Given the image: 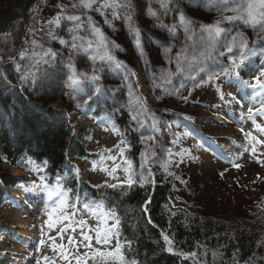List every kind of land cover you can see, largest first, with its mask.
<instances>
[{"label":"rangeland","instance_id":"1","mask_svg":"<svg viewBox=\"0 0 264 264\" xmlns=\"http://www.w3.org/2000/svg\"><path fill=\"white\" fill-rule=\"evenodd\" d=\"M46 3L43 11L32 10L28 23L18 20L23 46L15 55L14 69L27 102L42 108L43 102L50 103L53 110H60L71 134L86 130L83 142L90 158L68 163L76 165V176L93 186L129 180L146 183L155 169L173 179L180 205L191 211L249 221L264 209V87L256 85L257 77L264 81L260 75L264 72L261 0ZM249 3L254 6L251 17L244 10ZM69 16L80 19L69 20ZM226 16L237 18L228 21ZM56 18L58 25L49 23ZM217 22L225 32L209 49L201 40L207 35L202 26ZM97 29L107 44V56ZM0 40L12 42L14 51L12 32L0 34ZM89 41L94 45L91 48ZM229 44L231 52L226 50ZM49 49L56 53L54 58L45 55ZM93 56L98 58L93 60ZM13 57L5 58L0 52V66ZM178 62L185 69L191 63L205 71L180 72ZM237 66L238 74L234 72ZM73 72L84 75L77 87L69 89ZM62 99L72 109L65 108ZM97 109L99 118L93 115ZM121 112L128 117L126 132L136 133L142 143L137 168L121 153L124 131L114 126ZM238 130L240 135H236ZM30 164L27 172L4 167L29 184L11 191V200L0 208L6 226L0 237V264H17L14 256L21 244L33 246L35 253L28 254L32 264H77V257L87 261L94 250L114 251L116 236L107 245L96 243V230L103 234L115 224L100 209L66 202L62 210L48 215L63 193L46 188V178L36 173L44 167ZM23 191L29 193L38 212L25 209L15 196ZM65 215L69 219H62ZM31 217L36 219L33 224ZM20 218L26 225L22 226ZM23 229L35 241L25 242L27 238L19 235ZM82 232L91 242L82 239ZM69 237L74 243H69Z\"/></svg>","mask_w":264,"mask_h":264},{"label":"trees","instance_id":"2","mask_svg":"<svg viewBox=\"0 0 264 264\" xmlns=\"http://www.w3.org/2000/svg\"><path fill=\"white\" fill-rule=\"evenodd\" d=\"M0 6V34L12 32L15 41L12 52V42L0 40V52L5 58L14 56L0 66V206L10 199V188L28 182L4 170L5 165L30 171L33 162L46 166L36 172L37 176L46 178L49 187L60 186L69 201L99 206L114 223L119 220L117 240L124 264H264V209L249 221L191 211L180 205L172 178L155 169L151 181L116 187H95L77 178L75 167L69 166L67 160L90 158L85 146L72 137L60 110H53L45 102L43 110H39L26 101L14 70L18 59L15 55L23 46L22 24L18 20H28L27 10H40L41 3L0 0ZM61 102L72 109L64 99ZM116 125L120 130L127 128L123 112ZM124 140L126 158L137 168L141 140L133 132L125 133ZM1 220L0 215V235L4 229ZM164 235L170 243L163 239ZM87 264L95 262L89 257Z\"/></svg>","mask_w":264,"mask_h":264},{"label":"snow or ice","instance_id":"3","mask_svg":"<svg viewBox=\"0 0 264 264\" xmlns=\"http://www.w3.org/2000/svg\"><path fill=\"white\" fill-rule=\"evenodd\" d=\"M261 3H264V0H261ZM86 6H90V4H86ZM253 4L249 3L247 5V8L244 9L245 11L248 12L249 16L251 17L253 15ZM69 20H79L80 17L78 16H69L67 17ZM237 17H233V16H226L224 17L225 20L231 21L233 19H236ZM49 23H55V24H59V18H56L52 21H49ZM77 27H81L80 25H77ZM202 32L206 33L207 35L205 37H201L202 42H204L207 47L209 49H212L215 47L217 41L220 38L221 33L225 32V29L221 28L219 26V22H217L216 24H209V25H204L202 26ZM49 35H51V33H49ZM97 35L100 37V42L101 44L104 45L105 48V56H107V44L104 43L103 41V34L99 33V30L97 29ZM77 37H73V40H76ZM61 44H64L65 41L63 39L60 40ZM93 42L89 41L87 43V47L91 48L93 47ZM73 47H76V45L74 44ZM246 47V45H245ZM228 52L232 51V46L231 44L227 45V49ZM51 54V57H55L56 53L53 52L51 49L48 50L47 53H45V55L47 56L48 54ZM23 55V53L21 54ZM220 55H223V52L220 53ZM98 57L93 56L92 59L96 60ZM193 61L196 60V57L193 56L191 58ZM177 60L179 61V56L177 57ZM189 71V72H204L205 69L203 67H199V66H193L191 63H189L187 69L181 67L180 63H177V71L183 72V71ZM237 71H239V66H237ZM84 74L81 73L80 75H77L75 72H73L72 78L70 83L68 84V88L72 89L77 87L80 84L81 81V76H83ZM261 76H264V72H261L260 74ZM93 80H99L100 77L99 76H92L90 77ZM194 78V77H191ZM256 85L262 86L264 87V81H261V79L259 77L256 78ZM181 87H183V85H181ZM252 87H255L252 86ZM133 119H135V117H133ZM257 127H259L257 125ZM121 153H123V149H121ZM253 154H255V149H253ZM264 163V162H261ZM234 167H240L239 165H234ZM133 183V181L129 180L127 181L128 185H131ZM109 187H116V185H108ZM66 202H67V193H63L62 194V198L60 200L59 205L56 208H53L51 210L50 213H48V215L51 217L53 214H55L58 210H62L65 206H66ZM73 207H75V205H73ZM62 219H69V217L67 215L63 216ZM73 223H76V221H72ZM81 227H84V223L81 221L79 222ZM118 225H119V220L116 221V223L114 225H112V227L110 229H106L105 232L103 234H101L100 230L97 229L96 230V243L98 244H103V245H107L111 239L115 236L118 235ZM52 226V225H51ZM64 231V230H62ZM82 235V239L85 241H89L91 242V237L88 236L86 233H81ZM163 239L170 243L169 241V237L167 235L163 236ZM41 243H43V241H41ZM69 243H74L73 239L71 237H69ZM86 247H90V243L88 245H85ZM62 247V246H61ZM168 251H172L171 248H168ZM194 255V253L192 254ZM65 259H68L67 256L64 257ZM91 259L95 262V264H109V261L111 260H115L118 261V264H124V257L121 255V245L119 243V240H117V244L115 247L114 251H100V250H94L92 252L91 255ZM77 264H87V261L85 260L84 257H77ZM133 264H135V262H133Z\"/></svg>","mask_w":264,"mask_h":264},{"label":"bare ground","instance_id":"4","mask_svg":"<svg viewBox=\"0 0 264 264\" xmlns=\"http://www.w3.org/2000/svg\"><path fill=\"white\" fill-rule=\"evenodd\" d=\"M47 1L48 0H42V1L39 0V2L41 3V6H42L41 8L39 7L40 10L43 11V9L46 8L47 5H45V3ZM189 6H191L190 3H188V7ZM34 10L38 12V10H36V9H34ZM27 12H28V17H27L28 20H26V22L28 23L29 20H30V17H31L30 13L32 12V10H27ZM165 20H166V22L169 21L168 19H165ZM234 72L237 73V74L239 73V71H237V68L234 70ZM139 88L141 89V91H144V89H143L144 88V84H142V80L141 79H139ZM218 118L219 117H217V116L214 117V119H218ZM236 135H240L239 130L236 132ZM23 192L24 193H22V194H20V193H16L15 194V196H17L19 198V201L21 202L23 207H25V209H29V211H37L38 212V208L34 205L32 200L30 199L31 196L29 195V193H26V191H23ZM32 194H34V195L36 194L35 196H37L39 193H32ZM23 219H21V218L19 219L22 222V226L26 225ZM35 220H36L35 217H31L30 218V221H31L32 224H33V222ZM19 235L23 236L24 238H27V240H25V242H27V243L35 241V240H32V238H31L32 234H31V232H28V229H23L22 231L19 232ZM18 249H19V251L15 252V256H14V259H16V262H18L17 264H30V263L32 264V257H29L28 254L32 255V254L35 253L33 251V246H27V245L21 244V245L18 246Z\"/></svg>","mask_w":264,"mask_h":264}]
</instances>
